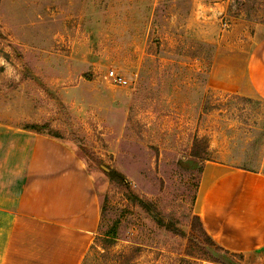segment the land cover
I'll return each mask as SVG.
<instances>
[{"label": "rangeland", "instance_id": "obj_1", "mask_svg": "<svg viewBox=\"0 0 264 264\" xmlns=\"http://www.w3.org/2000/svg\"><path fill=\"white\" fill-rule=\"evenodd\" d=\"M263 36L264 0H0V122L70 146L95 184L80 264H264L194 219L204 169L264 174V98L246 88Z\"/></svg>", "mask_w": 264, "mask_h": 264}, {"label": "crops", "instance_id": "obj_2", "mask_svg": "<svg viewBox=\"0 0 264 264\" xmlns=\"http://www.w3.org/2000/svg\"><path fill=\"white\" fill-rule=\"evenodd\" d=\"M246 78V88L264 98V36L252 49ZM194 206L222 248H264V174L208 167ZM98 221V196L83 159L56 138L0 122V264H80Z\"/></svg>", "mask_w": 264, "mask_h": 264}, {"label": "trees", "instance_id": "obj_3", "mask_svg": "<svg viewBox=\"0 0 264 264\" xmlns=\"http://www.w3.org/2000/svg\"><path fill=\"white\" fill-rule=\"evenodd\" d=\"M52 136L55 137L56 135H52ZM192 155L194 157L207 159V156H208V145H207V143H206L204 138H198V139H196L194 141L193 146H192ZM194 219L198 222V225L200 227V231L202 233V236L204 237V240H206L210 244H216L215 241L211 238V236L204 229V227L202 225V222L200 220V217L198 215H194ZM217 246H219V245L217 244Z\"/></svg>", "mask_w": 264, "mask_h": 264}, {"label": "built area", "instance_id": "obj_4", "mask_svg": "<svg viewBox=\"0 0 264 264\" xmlns=\"http://www.w3.org/2000/svg\"><path fill=\"white\" fill-rule=\"evenodd\" d=\"M108 76L113 83L127 84V80L124 79L121 75L115 73L113 70H110L108 72Z\"/></svg>", "mask_w": 264, "mask_h": 264}]
</instances>
